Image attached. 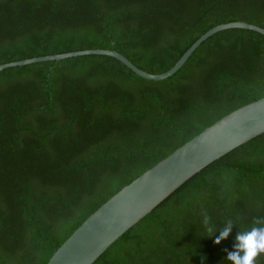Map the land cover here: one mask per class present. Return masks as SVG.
<instances>
[{
	"label": "trees",
	"instance_id": "1",
	"mask_svg": "<svg viewBox=\"0 0 264 264\" xmlns=\"http://www.w3.org/2000/svg\"><path fill=\"white\" fill-rule=\"evenodd\" d=\"M231 20L264 27V0H0V63L110 48L158 73ZM263 95L264 34L239 27L211 34L158 80L105 54L3 68L0 264H45L124 184ZM255 217H264V137L223 159L101 264H230L225 249ZM228 222L232 233L214 243Z\"/></svg>",
	"mask_w": 264,
	"mask_h": 264
},
{
	"label": "water",
	"instance_id": "2",
	"mask_svg": "<svg viewBox=\"0 0 264 264\" xmlns=\"http://www.w3.org/2000/svg\"><path fill=\"white\" fill-rule=\"evenodd\" d=\"M264 27L245 20L218 23L197 37L163 72L138 67L110 48H85L0 63V70L42 60L82 54H105L149 79H163L180 68L211 34L226 28ZM264 137V95L244 103L205 126L169 154L145 169L93 210L54 250L45 264H101L170 202L229 155Z\"/></svg>",
	"mask_w": 264,
	"mask_h": 264
},
{
	"label": "clouds",
	"instance_id": "3",
	"mask_svg": "<svg viewBox=\"0 0 264 264\" xmlns=\"http://www.w3.org/2000/svg\"><path fill=\"white\" fill-rule=\"evenodd\" d=\"M207 223V218L205 220ZM209 236L215 235V230L207 229ZM219 235L215 236L214 243L220 244L227 239L233 231L232 222L226 223L219 229ZM226 251L224 257L230 264H259V258L264 256V217H255L253 226L246 230L238 231L234 237L232 250ZM205 257H201L202 261Z\"/></svg>",
	"mask_w": 264,
	"mask_h": 264
}]
</instances>
